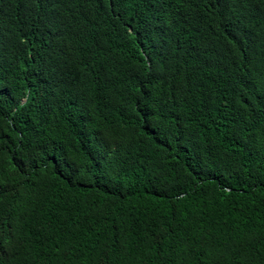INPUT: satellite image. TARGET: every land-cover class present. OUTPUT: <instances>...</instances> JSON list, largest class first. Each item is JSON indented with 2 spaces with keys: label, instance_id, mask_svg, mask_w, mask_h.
I'll list each match as a JSON object with an SVG mask.
<instances>
[{
  "label": "trees",
  "instance_id": "16d2710c",
  "mask_svg": "<svg viewBox=\"0 0 264 264\" xmlns=\"http://www.w3.org/2000/svg\"><path fill=\"white\" fill-rule=\"evenodd\" d=\"M0 264H264V0H0Z\"/></svg>",
  "mask_w": 264,
  "mask_h": 264
}]
</instances>
